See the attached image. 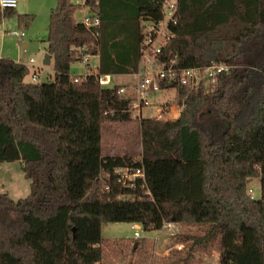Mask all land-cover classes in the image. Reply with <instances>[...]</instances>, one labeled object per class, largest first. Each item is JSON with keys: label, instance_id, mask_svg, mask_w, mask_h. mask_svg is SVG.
Wrapping results in <instances>:
<instances>
[{"label": "trees", "instance_id": "trees-1", "mask_svg": "<svg viewBox=\"0 0 264 264\" xmlns=\"http://www.w3.org/2000/svg\"><path fill=\"white\" fill-rule=\"evenodd\" d=\"M56 1L50 82L27 81V66L0 58V163H21L30 181L25 198L0 193V264H103L124 243L103 237L110 223L183 228L174 264H203L213 247L218 264H264V0H178L159 63L178 76L229 70L208 90L163 83L174 101L150 119L130 111V84L97 78L138 72L145 24L162 20L164 0ZM16 9L0 8V24L17 16L28 28L34 16ZM89 9L99 26L76 19ZM95 56L97 74L71 76ZM173 106L179 116L168 119Z\"/></svg>", "mask_w": 264, "mask_h": 264}, {"label": "rangeland", "instance_id": "rangeland-1", "mask_svg": "<svg viewBox=\"0 0 264 264\" xmlns=\"http://www.w3.org/2000/svg\"><path fill=\"white\" fill-rule=\"evenodd\" d=\"M68 1L82 5L85 2V0ZM56 6V0H19L16 12L19 15L34 16L33 23L28 28H19L17 16H12L0 24V30L5 31L0 34V58L12 59L27 66L29 70L27 81H30L33 67L40 69L41 81L50 78L54 73L53 65L45 66L43 61L48 47L46 38L50 11ZM88 13H90L88 10L79 11L76 14V19L81 22ZM12 32H18L21 37L13 36ZM31 59L34 60L33 65L30 63ZM70 74L74 77L97 74L95 61L92 59L91 61L74 63L71 66ZM115 82H129L131 85L137 83L135 79L127 76L118 78L113 81V83ZM174 98V90L159 92L150 99L151 106L142 110V118L150 119L162 115L164 106L168 102H173ZM178 112L179 109L173 106L170 109V118L175 119L178 116ZM129 147L138 152L136 145ZM250 191H252V196L256 198L260 196L259 179H253L249 183L248 192ZM0 193H8L15 201L30 194V181L25 177L21 163H0ZM133 226V224L129 223H110L104 226L103 237L105 239H123L124 243L122 246L108 249L103 264H174V260L180 256H177V254H184V249H178L179 245H182V248L184 246L179 236L180 232L184 230L183 228L173 226L171 229L153 232H144L141 229V237L136 240L134 239ZM134 243L135 245L140 243L135 248V251L132 248ZM217 258L218 252L213 247L209 254L204 256L203 264H218Z\"/></svg>", "mask_w": 264, "mask_h": 264}, {"label": "built area", "instance_id": "built-area-1", "mask_svg": "<svg viewBox=\"0 0 264 264\" xmlns=\"http://www.w3.org/2000/svg\"><path fill=\"white\" fill-rule=\"evenodd\" d=\"M18 4L19 0H0L1 9H16ZM177 5L178 0H164L162 20L157 24L151 22H147L145 24L140 47V66L138 72L134 75L137 83L135 85H131V89L135 92V98L131 102L130 111L134 116L142 118V110L151 106L150 99L156 96L159 92L168 91L167 89L163 90L161 88L163 83H172L178 77L179 82L184 86H188L191 89L202 87L208 90L216 85L219 74L229 70L224 65L215 64L207 68L185 69L182 70L178 76L172 65L159 63L158 57L172 36L169 31V26L171 24L175 25L177 22L175 17ZM88 11L90 13L84 16L81 22L86 27L99 26V15L90 9ZM3 32L5 31L0 30V34ZM11 34L18 38L21 37L18 32H12ZM89 60L90 59L85 57L83 62ZM30 63L33 64L34 60L31 59ZM97 79L103 86H108L112 83L110 75H100ZM30 82L49 83L50 78H46L41 81L39 71L35 70L30 76ZM125 91L126 89L122 88L120 93H124ZM120 172H122V170H120ZM129 175L128 171H126L124 176L128 178ZM132 175L134 177H143V172L141 170H133ZM249 196L251 198H256L252 196V191L249 192ZM173 226V224H166L163 229H171ZM133 229L134 239L138 240L141 237L140 230L142 227L140 225H134ZM178 249L181 250L182 245H179Z\"/></svg>", "mask_w": 264, "mask_h": 264}, {"label": "crops", "instance_id": "crops-1", "mask_svg": "<svg viewBox=\"0 0 264 264\" xmlns=\"http://www.w3.org/2000/svg\"><path fill=\"white\" fill-rule=\"evenodd\" d=\"M94 60L95 61V67H96V69L98 70V67H99V56H95V57H91L90 58V61L91 60ZM12 60V59H11ZM17 62V61H16ZM32 64V63H31ZM34 64V63H33ZM32 64V65H33ZM50 65H52V60H51V64ZM91 69V68H90ZM35 70H37V71H40V69L39 68H35V67H33V70H32V73H33V71H35ZM31 73V74H32ZM131 77V78H133V79H135L134 78V74H132V75H129V74H120V75H112L111 76V78H112V82L114 81V80H116V79H118V78H124V77ZM77 77H81V76H77ZM116 84H129V82L128 83H121V82H115ZM131 85V84H130ZM171 109V108H170ZM180 112V111H179ZM179 112H178V116H179ZM178 116L176 117V118H178ZM168 118L169 119H172V118H170V112H169V116H168ZM175 118V119H176ZM8 194V193H7ZM10 196V195H9Z\"/></svg>", "mask_w": 264, "mask_h": 264}, {"label": "water", "instance_id": "water-1", "mask_svg": "<svg viewBox=\"0 0 264 264\" xmlns=\"http://www.w3.org/2000/svg\"><path fill=\"white\" fill-rule=\"evenodd\" d=\"M43 64L45 66H49L51 64V56L49 54H46ZM138 244L135 245V248L137 247Z\"/></svg>", "mask_w": 264, "mask_h": 264}]
</instances>
